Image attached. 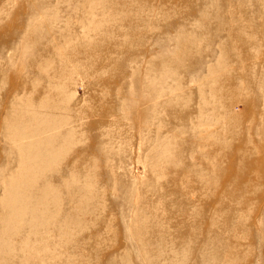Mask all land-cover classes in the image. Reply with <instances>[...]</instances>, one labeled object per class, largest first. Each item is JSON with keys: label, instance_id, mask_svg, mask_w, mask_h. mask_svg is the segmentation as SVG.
Here are the masks:
<instances>
[{"label": "rangeland", "instance_id": "rangeland-1", "mask_svg": "<svg viewBox=\"0 0 264 264\" xmlns=\"http://www.w3.org/2000/svg\"><path fill=\"white\" fill-rule=\"evenodd\" d=\"M0 264H264V0H0Z\"/></svg>", "mask_w": 264, "mask_h": 264}]
</instances>
